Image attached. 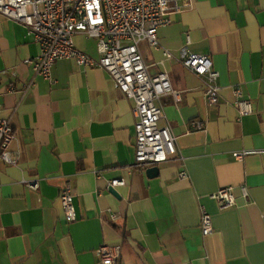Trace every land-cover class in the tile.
<instances>
[{
  "label": "crops",
  "instance_id": "0c3cea01",
  "mask_svg": "<svg viewBox=\"0 0 264 264\" xmlns=\"http://www.w3.org/2000/svg\"><path fill=\"white\" fill-rule=\"evenodd\" d=\"M170 17L157 46L139 44L149 73L166 72L180 97L160 99L159 124L170 125L176 153L149 177L147 168L131 167L132 101L108 73L61 59L49 80L36 75L24 62L39 54L33 35L0 15V119L10 121L17 157L16 165L0 164V264H103L96 250L104 244L120 247L113 264H264V153L232 155L264 150V0H193ZM74 44L99 56L84 33ZM190 52L209 55L219 73L214 105L206 104L203 80L180 62ZM237 86L253 107L240 120ZM117 178L125 185L114 195ZM29 179L39 180L37 190ZM228 185L236 203L222 210L209 195ZM65 187L73 222L60 202ZM203 209L214 227L207 236Z\"/></svg>",
  "mask_w": 264,
  "mask_h": 264
},
{
  "label": "built area",
  "instance_id": "2783aa9c",
  "mask_svg": "<svg viewBox=\"0 0 264 264\" xmlns=\"http://www.w3.org/2000/svg\"><path fill=\"white\" fill-rule=\"evenodd\" d=\"M193 0H0V15L25 26L39 46L35 58L26 59L34 73L44 79L51 78L54 63L61 59H74L78 65L100 67L111 77L122 95L132 101L135 117V153L132 168H147L167 161L176 153V137L170 125H160L163 117L160 99L179 93L173 90L166 72L150 74L139 49L141 42L157 46V31L171 22V14L189 7ZM84 33L97 42L99 56L94 58L76 48L74 36ZM168 56V53H164ZM183 67L193 72L205 84L204 97L208 106L218 102L220 86L218 71L209 55L183 53ZM10 86L9 91H15ZM238 118L253 112L252 101L243 97L241 89L234 87ZM193 129H202L198 120L190 122ZM15 134L8 119H0V164L16 165L17 157L11 150ZM264 150L245 149L232 155L242 159ZM180 176L185 177L184 173ZM24 183L32 190L39 187L38 179ZM125 185L123 179H112L110 186ZM232 185L220 187L209 197L217 201L220 209L235 205ZM240 192L248 197L247 187ZM60 202L68 222L76 220L71 189L60 192ZM115 218V214H110ZM203 236L214 231L211 215L203 209L200 217ZM96 253L103 264H113L120 257L119 246L101 245Z\"/></svg>",
  "mask_w": 264,
  "mask_h": 264
},
{
  "label": "water",
  "instance_id": "95a60500",
  "mask_svg": "<svg viewBox=\"0 0 264 264\" xmlns=\"http://www.w3.org/2000/svg\"><path fill=\"white\" fill-rule=\"evenodd\" d=\"M157 172H158V166H157V165L149 166V167H147V169H146V173H147V175H148L149 177H154V176H156ZM109 190H110V192H111L112 194H114V195H118V194H117V191H116L113 187H110Z\"/></svg>",
  "mask_w": 264,
  "mask_h": 264
}]
</instances>
